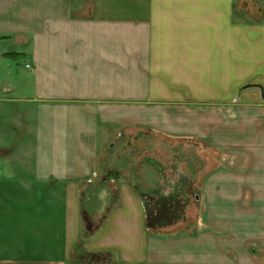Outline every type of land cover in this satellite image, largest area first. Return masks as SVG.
Masks as SVG:
<instances>
[{"label": "crops", "instance_id": "1", "mask_svg": "<svg viewBox=\"0 0 264 264\" xmlns=\"http://www.w3.org/2000/svg\"><path fill=\"white\" fill-rule=\"evenodd\" d=\"M239 1L0 0V264H264V0Z\"/></svg>", "mask_w": 264, "mask_h": 264}, {"label": "rangeland", "instance_id": "2", "mask_svg": "<svg viewBox=\"0 0 264 264\" xmlns=\"http://www.w3.org/2000/svg\"><path fill=\"white\" fill-rule=\"evenodd\" d=\"M247 4L245 2V0H242V1H239L238 2V14L241 15V13L244 12V10L246 11H249V8L246 7ZM157 146L158 147H161V148H164L165 147V144L162 143L161 141L158 140V143H157ZM172 148L174 149V160H173V163L176 165L177 164H181L180 162L184 159H187L188 157V160H190L192 163H193V167H195L196 165V160L198 159V156L196 154V147H190V146H186L184 144H180V142H176L174 141L173 144H172ZM189 154V155H188ZM158 160L160 161H164V162H169V157H166V158H163L162 159V156H157ZM186 168H189L190 167H186ZM186 174L190 173V174H193L195 173L194 172H190L189 170H185ZM195 217V216H194ZM193 217V218H194ZM193 218H190V219H193ZM176 228H179V229H182V226L178 225Z\"/></svg>", "mask_w": 264, "mask_h": 264}]
</instances>
